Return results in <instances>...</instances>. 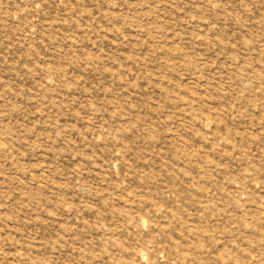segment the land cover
Listing matches in <instances>:
<instances>
[{"label": "rangeland", "instance_id": "rangeland-1", "mask_svg": "<svg viewBox=\"0 0 264 264\" xmlns=\"http://www.w3.org/2000/svg\"><path fill=\"white\" fill-rule=\"evenodd\" d=\"M0 264H264V0H0Z\"/></svg>", "mask_w": 264, "mask_h": 264}]
</instances>
